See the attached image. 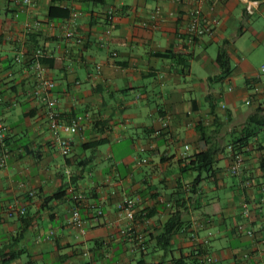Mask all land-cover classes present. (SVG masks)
<instances>
[{"label":"crops","instance_id":"crops-1","mask_svg":"<svg viewBox=\"0 0 264 264\" xmlns=\"http://www.w3.org/2000/svg\"><path fill=\"white\" fill-rule=\"evenodd\" d=\"M17 1L0 0V264H264V0L252 16L238 0L204 3L219 22L192 42L181 33L185 0ZM28 20L40 25L28 31ZM33 48L52 58L62 119L89 114L63 134L66 157L47 106L30 95ZM249 116L255 135L235 175L228 144ZM198 126L218 151L193 194L187 164L207 148ZM124 198L137 200L131 221L116 208ZM212 202L220 213L192 218ZM175 208L183 225L164 252L154 236ZM74 210L84 232L70 223Z\"/></svg>","mask_w":264,"mask_h":264},{"label":"built area","instance_id":"built-area-1","mask_svg":"<svg viewBox=\"0 0 264 264\" xmlns=\"http://www.w3.org/2000/svg\"><path fill=\"white\" fill-rule=\"evenodd\" d=\"M161 1H178V0H161ZM187 3V8L184 14L183 25L181 33L184 36H187L188 41L192 42L196 38L203 36H211L215 33L216 27L218 25L219 19L212 11H206L202 8V5L206 2L212 0H185ZM244 6V11L247 15H254L260 5V0H238ZM17 2L21 3L24 6L33 5V0H18ZM160 8H156V11L159 12ZM113 13H110V17ZM73 16H76L73 13ZM40 25L38 20H28L25 22L26 30H32ZM109 32V29L106 31ZM77 43L81 47L82 40L77 38ZM26 51L20 52L16 57L15 61L17 63H22L25 61ZM116 53H113L115 55ZM30 60L27 62L33 68V76L35 79L34 87L32 88L30 95L31 97L38 102H41L47 106L46 117L48 121V126L51 131L53 141L56 143L58 150L61 155L64 157L69 156L71 152V142L70 139L63 134H73L76 133L82 123L89 117V114H74L69 116L66 120L62 119L61 113L54 108V105L57 104V100L52 97L51 89L52 82L47 77V67L41 61V58H47L49 55L42 49L38 48L33 50L30 54ZM26 62V61H25ZM96 71H100L101 67L99 64L95 66ZM261 72L264 73V66L261 68ZM11 75V73H9ZM78 84V82H76ZM71 99L74 100V95L71 96ZM168 120L164 122L166 126ZM6 131V126L0 121V142L4 139ZM186 150L189 149L188 145L184 146ZM3 158L1 159V161ZM243 161L242 155H235L231 165L229 166V171L232 174L237 175L240 172L241 164ZM145 160H139L138 163H143ZM70 174L69 171L66 172ZM136 203L137 200L134 198H124L119 201L116 205L119 216L124 217L126 220H133L136 214ZM20 213H24V209L20 210ZM96 214L101 216L103 214L102 210L98 208ZM244 215L249 216L248 208H245ZM70 223L77 227L81 232H84L83 228V219L79 214L78 210H74L70 217ZM127 230H123L122 233H127ZM247 234L252 235V231L248 230Z\"/></svg>","mask_w":264,"mask_h":264},{"label":"trees","instance_id":"trees-1","mask_svg":"<svg viewBox=\"0 0 264 264\" xmlns=\"http://www.w3.org/2000/svg\"><path fill=\"white\" fill-rule=\"evenodd\" d=\"M49 16L53 17L51 11L49 12ZM33 50L35 49L33 48ZM41 61L46 66L49 65L51 66L52 64L51 56H48L47 58L43 57L41 58ZM218 61L222 67L226 66V61L223 59L221 54L218 56ZM252 119L253 116L248 117L246 122L240 128L239 132L234 137H232L230 143L228 144L229 150L232 153L233 158L235 155L237 154L242 155L245 152L246 148L249 145V140L255 135V129L252 127ZM257 123L260 126L264 125V122L262 121H258ZM197 130L200 133L201 138L207 144V148L206 150L198 152L193 156H191L187 164L188 169L194 171L197 174L194 180L189 184L190 192L193 194L196 193L197 191L196 186L201 180L202 173L208 174L211 171V166L214 160V156L218 151L217 147L213 143L209 142V135L206 131V128L204 126H198ZM100 143L101 141L97 140L92 143V146H97ZM180 201L181 203H185V201L187 200L183 197L180 199ZM220 211L221 208L219 207V205L216 202H212L203 206H195V208H193L191 211V215L194 220H199V219H205L215 216L218 213H220ZM182 225L183 223H182L180 211L177 208H175V210L172 212L170 217L163 224L162 230L154 236V242L156 245L155 247L164 252H168L171 245L170 241L172 239V236L179 232ZM138 264H167V263L163 260L147 263L141 259L138 262ZM174 264H183V261L175 260Z\"/></svg>","mask_w":264,"mask_h":264}]
</instances>
